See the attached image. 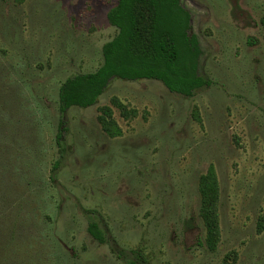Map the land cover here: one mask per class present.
<instances>
[{"label":"rangeland","instance_id":"1","mask_svg":"<svg viewBox=\"0 0 264 264\" xmlns=\"http://www.w3.org/2000/svg\"><path fill=\"white\" fill-rule=\"evenodd\" d=\"M116 2L0 0V188L25 205L8 251L24 264H264V0H179L201 50L192 96L114 78L93 106L61 112L65 81L102 65ZM209 167L214 251L197 191Z\"/></svg>","mask_w":264,"mask_h":264},{"label":"trees","instance_id":"2","mask_svg":"<svg viewBox=\"0 0 264 264\" xmlns=\"http://www.w3.org/2000/svg\"><path fill=\"white\" fill-rule=\"evenodd\" d=\"M106 19L116 29V35L102 47L103 63L94 73L65 81L59 92L61 112L71 107L93 106L114 78L156 80L170 92L184 97L192 96L194 90L204 84L197 74L201 50L197 37L189 34L190 14L179 0H117ZM261 24L264 27V14ZM98 121L110 136L120 135L111 121L110 109H101ZM62 141L63 137H56L59 146ZM197 191L206 232L204 243L208 250L214 251L219 241V187L212 167L200 176ZM11 193L0 188V264H17L26 258L24 253L13 248L8 251V246L18 236L15 221L22 215L21 209H25L23 203L17 204L21 196L11 203L16 195L14 190ZM87 232L96 242H104L97 225L90 224ZM127 264L139 263L130 261Z\"/></svg>","mask_w":264,"mask_h":264}]
</instances>
